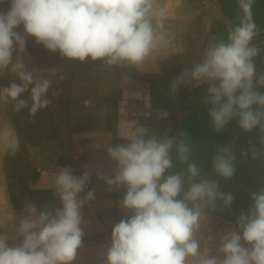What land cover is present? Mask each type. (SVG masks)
<instances>
[{
  "label": "clouds",
  "instance_id": "1",
  "mask_svg": "<svg viewBox=\"0 0 264 264\" xmlns=\"http://www.w3.org/2000/svg\"><path fill=\"white\" fill-rule=\"evenodd\" d=\"M0 104L29 115L47 108L53 80L37 76L25 57L28 39L70 61L100 62L104 68H137L162 43L164 11L159 0H0ZM240 15L226 39H210L201 57L170 86H206L201 102L217 134L235 121L245 133L258 131L241 160H264V70L255 58L261 30L252 15L255 0H238ZM55 75V72H52ZM27 94V95H26ZM122 143L105 149L108 169L84 165L79 175L58 167L53 195L58 206L38 209L26 202L20 214L0 215V264H75L85 236L83 209L95 200L85 191L93 176L106 190L122 191L126 214L111 231L103 264H264V187L235 224L208 227L218 207L235 199L215 177L230 180L237 168L233 143L215 144L208 170L193 156L197 143L186 131L148 134L139 126ZM200 144H206L201 141ZM18 142L9 145L15 154Z\"/></svg>",
  "mask_w": 264,
  "mask_h": 264
},
{
  "label": "crops",
  "instance_id": "2",
  "mask_svg": "<svg viewBox=\"0 0 264 264\" xmlns=\"http://www.w3.org/2000/svg\"><path fill=\"white\" fill-rule=\"evenodd\" d=\"M199 1V3L202 1L204 3L197 4V0H159V8H162L164 11L165 26L171 25L173 27L175 23L188 24L197 21L201 23L203 20L209 22L208 29L203 31L205 36L200 37L202 41L196 45L198 59L201 57L210 39L219 40L227 38V33L236 23V17L240 15L238 0ZM199 6H205V9H212L211 11L204 12L199 10L198 12H194L195 8ZM0 7L7 9L9 5L5 3L0 5ZM212 14L213 17L209 18ZM252 15L262 33L254 43H259L262 52H264V0H255ZM177 33L179 34V32ZM163 34H167V32ZM186 39L187 42L191 40V38L185 37ZM188 46L186 44L184 50H188ZM27 53L29 55L25 59L27 61L28 56H30L32 61L30 65L31 67H35L38 72L36 75H46L53 80V86L49 90L48 97L51 100L50 104H58V107L61 109L60 114L55 113L54 117L55 120L59 119V125L56 124V127L47 124L46 126L45 114H39V116L36 114L39 119V125L35 128L34 126L27 127V133L25 131L27 136L22 133L21 141L18 142L16 140L19 144V150L15 154L9 151V145H15L17 142H14L13 138L10 142H7L4 148L2 171L0 170V215L20 214L24 211L26 202L34 203L38 209L45 206H58V200L53 195L54 176L58 171L55 164H59L60 167L70 166L77 175L80 174L84 165L107 170L109 165L105 154L106 147L124 142L121 140L122 137L134 133L132 132V126H143L148 129L149 135L155 134L157 136L165 134L174 136L181 131H186L193 142L197 143L196 151L202 152L198 164L205 170L209 168L207 166L208 163L206 164L205 162V159H208L209 156L203 153V151L206 147L209 151L214 150V145L212 147L208 146L211 145V142L214 144L233 143L237 157V168L234 175L236 179L223 180L215 177L219 182L221 190L234 195V191L239 190L238 184L240 181H237L238 177L241 179L243 175L253 177L251 184L255 190L258 191L264 187V160L253 161L247 159L245 161L240 158L241 150L247 148L249 141L258 144V131L245 133L233 121L224 131L217 134L207 125L206 118L210 122L208 107L199 105L193 111L186 109V106L190 102L188 97L183 98L182 103H186L187 105L176 116L177 119H181L180 125L182 126L180 128L178 122L176 125L173 124L174 121L171 118L172 112H169L168 116L167 114H158L157 110L144 112V110L139 109L141 107L139 104L142 103L144 98L140 92L144 81L135 78H128L129 80L123 79L122 83L118 84L119 91L121 92L118 111L115 114L114 111L110 113L106 110H100L101 116L96 118H100L102 121L98 123L100 126H95L94 97L92 95L94 90L92 88H104L108 85L109 79L102 76L94 79L89 78L84 81L83 79L79 80L78 70L75 68L76 64L73 63L66 64V67L63 69L64 71L59 70V62H54L53 60V56L58 53L48 52L42 46L35 45L32 38L28 39ZM171 55H173V52ZM255 63L258 71L264 70V53L255 58ZM92 64L94 63L88 64L89 66L87 67L93 68ZM96 66L100 65L96 64ZM127 69L128 71H137V68ZM53 71L55 75L52 74ZM100 71L104 73V70ZM67 72L69 73V79H64L67 76ZM57 76L60 78H57ZM72 76H74L73 79L71 78ZM125 83L128 84V88L134 94H131V90H129V95H126L127 86ZM205 89L206 86L198 88L201 92ZM106 93L108 94L107 91ZM162 97L166 98L165 103H168V101H173V103L180 102L179 99L175 100L174 96L170 98L168 95H163ZM103 102L102 99L101 104ZM152 102L156 103L155 100L152 101L150 99V104ZM199 102L201 101L199 100ZM136 105H138V108ZM204 113L207 114L205 118H202L204 122L201 119L198 120L196 122L197 128L195 123L194 127L189 126V118L193 117V114L196 115L193 118H196L198 115L201 116ZM115 117L118 120L117 127L112 131L109 128L108 120ZM30 118L33 117L30 116ZM170 122L173 123L170 124ZM212 135L213 138L210 139ZM201 141L206 142L207 145L200 144ZM57 151L60 152V157H58L57 153L55 154ZM52 152L55 154V160L47 156V154L51 155ZM209 155L210 157L212 156L211 153ZM54 161L55 164H53ZM208 165L210 166V164ZM92 188L95 189L96 198L85 205L83 209L85 218V236L83 240L85 241L90 240L89 238L93 237L95 231L99 228L102 231H106V229L114 226L122 218H126V214L118 206V201L124 194L122 191H107L104 183L98 181L95 176L92 177L85 191ZM233 211L237 216L241 213L236 209H233ZM225 215L217 211L213 214V216H216L217 219L219 218L229 228L235 222L226 218ZM99 224H105L107 227L105 228L102 225L100 227ZM82 249L86 252L80 254V259L76 258L75 264H88L89 257L94 256V253L90 252L87 247Z\"/></svg>",
  "mask_w": 264,
  "mask_h": 264
},
{
  "label": "rangeland",
  "instance_id": "3",
  "mask_svg": "<svg viewBox=\"0 0 264 264\" xmlns=\"http://www.w3.org/2000/svg\"><path fill=\"white\" fill-rule=\"evenodd\" d=\"M200 1L197 0V4H202L204 3L203 1L199 3ZM212 8L205 9V6H199L198 8L196 7L194 12H198L199 10L202 11H211ZM192 16V14H191ZM200 17V16H199ZM213 17V14L209 16V18ZM209 22H205L203 20L201 23L193 22V23H188V24H177L175 23L173 27L171 25L165 26V31L167 34H163L164 39L161 43V45L153 51L150 57H148L145 62L137 67V71H128L127 68H121V67H112V68H104L101 66H96L100 65V62H91L90 60H86L85 62H79V61H70L67 59L61 58L58 54L53 56L54 62H59L58 69L61 71H64L63 69L66 67V64L68 63H73L76 64L75 68L78 70V79H89V78H99V77H104L108 78V85H106L104 88H97L94 87L92 88L94 91L92 93L93 95V100H94V111H95V126H100V123L102 120L100 118H96L98 116H101L100 110H106L108 112H116L118 111V105H119V98L121 96V92L119 91L118 84L120 85L123 81V79H140L143 82L142 84V90L141 95L144 96L142 103L139 104L141 107L139 109L146 111L150 110H157L158 114H167L169 116V112H172L173 114L171 115L173 118V122H170V124H181V119H177L176 116H178V113L184 109V107L187 105L186 103H182V100L184 97H188L190 99V102L186 106V109L190 110H196L199 105L207 106L203 104L201 101L202 96L204 94V91H199L198 88H190V87H181L178 91H176L174 94L170 92V86L171 84L175 81L176 77L184 71L183 69H190L192 67V64L194 61L198 60V54L196 53L198 43H200L202 40L200 37H204L205 34H203V31L208 29L209 27ZM179 32V34L177 33ZM186 38H191L188 39L190 41L187 42ZM188 46V50L185 49V46ZM173 52V55L171 53ZM30 59V60H29ZM28 65L31 68L30 62L31 58L28 56ZM92 64L93 68L87 67L89 66L88 64ZM103 68V69H102ZM100 70H104V73H102ZM49 71V69H48ZM36 72L35 74H37ZM73 73V72H72ZM51 74V73H49ZM69 73L67 72V76L64 79H69L68 77ZM74 75V74H73ZM57 78H60L57 76ZM72 79L74 76L71 77ZM129 78V79H128ZM12 79V77H6L2 80H0L1 85H6L9 80ZM151 80V81H150ZM157 81V82H156ZM127 82V81H126ZM155 82V83H153ZM126 84V95H129V89L128 84ZM93 86V85H92ZM108 86V87H107ZM108 92V94L106 93ZM131 94H134L132 90L130 91ZM138 92V93H140ZM162 92V93H161ZM107 95H106V94ZM137 93V92H135ZM104 95V97H103ZM163 95H168L170 98L174 96V99L177 100L179 99V103H173V101H168V103H165L166 98L162 97ZM161 96V98H160ZM158 97V100H157ZM103 99V103L101 104V100ZM150 99L152 101H156V103L152 102L150 104ZM187 100V98H185ZM108 101V102H107ZM177 102V101H176ZM151 105V107H150ZM58 104H50L47 108L40 110L36 114L39 116V114H45L46 116V126L47 124L56 126L59 125V119L55 120V113L60 114L61 109L58 107ZM138 108V105H136ZM209 107V106H207ZM134 108V107H133ZM100 111V112H97ZM98 114H97V113ZM109 113V114H110ZM206 113V112H205ZM204 113V114H205ZM33 118L29 119V110L28 108L23 109L20 112H16L14 110L13 104L9 103L7 105L0 104V170L2 171V165L4 163V148L7 144V142H10L11 139H14V142L17 140L18 142L21 141L22 138V133H24L27 136V127L29 126H34L37 127L38 124V118L37 115ZM202 114L201 116H197L196 118L190 117L189 118V126L192 127L195 123V126L197 128V121L201 119L202 122L205 116L207 114ZM7 115V117H6ZM180 118V115H179ZM109 125L113 131L117 127V118L109 119ZM180 121V122H179ZM210 121V120H209ZM56 122V123H55ZM69 122V121H68ZM207 125L209 126L210 122H208V118H206ZM57 124V125H56ZM69 125V123H68ZM182 125H180L181 128ZM139 126L135 127L132 126V132H135ZM194 127V126H193ZM51 128V127H50ZM53 130V129H52ZM26 131V133H25ZM110 130V132L112 133ZM180 131V129H179ZM214 135V134H213ZM213 135L210 136V139L213 138ZM16 141V142H17ZM215 145L213 142H211V145H208L209 147H212ZM58 154V157H60V152L57 151L55 154ZM208 157V159H205L206 164H210V153L213 154V151H209L206 149L203 151ZM55 154L52 152L50 156L51 159L55 160ZM202 155L201 151H196L193 159L198 163L200 157ZM202 162V161H201ZM55 164V161L54 163ZM202 164V163H201ZM207 166L209 167V165ZM55 167L58 168L60 167L59 164L56 165ZM208 169V168H207ZM231 179H236L235 176ZM230 179V180H231ZM253 179L252 176L250 175H243V177L240 179L238 177L237 181H240L238 184L239 190L236 192L234 191V201L233 204L230 208L232 211L233 215L237 218L238 216L235 214L233 209L239 210L241 213L244 212L246 213L251 205V199H250V193L252 191H257L253 188L251 184V180ZM233 207V208H232ZM96 224V223H95ZM103 227H107L105 224H101ZM99 224V226L101 227ZM96 227V226H95ZM208 227L215 231V232H220L223 230L228 229L224 225V223L216 216L210 215L209 221H208ZM112 227L106 229V231H102L101 228L95 231V234L93 237L89 238L91 240L94 239H102L104 237H110ZM85 241V240H84ZM110 242H105L99 245L95 246H90L87 247L90 252L92 251L94 253V256H90L88 259V264H103L104 261V253L106 251V248ZM84 249H79L77 257L80 259V254ZM89 252V251H88ZM80 262V260H78Z\"/></svg>",
  "mask_w": 264,
  "mask_h": 264
},
{
  "label": "water",
  "instance_id": "4",
  "mask_svg": "<svg viewBox=\"0 0 264 264\" xmlns=\"http://www.w3.org/2000/svg\"><path fill=\"white\" fill-rule=\"evenodd\" d=\"M216 211L221 213V214L230 215V216L235 218V216L233 215V213H232V211L230 209H225V208H222V207H218ZM105 242H110V237H104L102 239H94V240H91V241H84L83 240L82 248L99 245V244H102V243H105Z\"/></svg>",
  "mask_w": 264,
  "mask_h": 264
},
{
  "label": "trees",
  "instance_id": "5",
  "mask_svg": "<svg viewBox=\"0 0 264 264\" xmlns=\"http://www.w3.org/2000/svg\"><path fill=\"white\" fill-rule=\"evenodd\" d=\"M225 217L228 218V219H230V220H232V221H234V222H235V220H236V217L234 218V217H232V216H230V215H225Z\"/></svg>",
  "mask_w": 264,
  "mask_h": 264
}]
</instances>
